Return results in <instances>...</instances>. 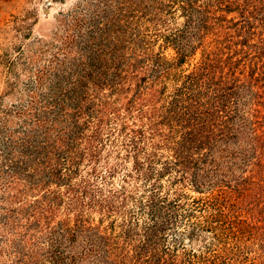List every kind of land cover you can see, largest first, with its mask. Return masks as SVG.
I'll return each instance as SVG.
<instances>
[{
	"label": "trees",
	"instance_id": "16d2710c",
	"mask_svg": "<svg viewBox=\"0 0 264 264\" xmlns=\"http://www.w3.org/2000/svg\"><path fill=\"white\" fill-rule=\"evenodd\" d=\"M102 1L109 17L83 22L88 33L78 56L57 53L30 121L0 122V181L19 200L2 218L16 262L245 264L242 243L251 228L232 194L196 200L182 187L229 194L241 185L227 145L239 90L253 80L239 70L241 54L254 53L262 65L264 0ZM249 7L240 23L227 19ZM249 17L262 30L257 46L249 43ZM145 23L155 28L157 53L147 35L143 47H132L130 27ZM198 48L206 58L183 75ZM217 69L225 71L217 76ZM125 193L140 194L137 212L123 220L142 230L134 245L123 227L113 236L111 225L95 227L89 218L93 210L102 221L114 216L115 201L132 197Z\"/></svg>",
	"mask_w": 264,
	"mask_h": 264
},
{
	"label": "rangeland",
	"instance_id": "374dc122",
	"mask_svg": "<svg viewBox=\"0 0 264 264\" xmlns=\"http://www.w3.org/2000/svg\"><path fill=\"white\" fill-rule=\"evenodd\" d=\"M103 4L105 2L102 0H0V122L9 126H18L24 119L30 121L34 113L32 106L40 101L43 93L46 92V86L49 83L47 75L52 68L56 67L54 58L57 53L59 59L63 54L70 58L80 54L83 39L88 33V30L83 28V22L88 20L93 22L96 17H109L108 13H104ZM239 11L240 9L236 13L229 14L227 19H233V23L236 24L240 23L251 8L244 10V14ZM176 18L178 22H183L181 14H176ZM248 26L250 28L246 32L250 39L249 43L257 46L255 42L259 41L262 30L250 17L245 27ZM154 29H151L149 23L141 27L139 25V28L131 26L129 33L134 41L132 47L134 49L143 47L140 37L147 35L150 36L154 45L152 51L157 53L160 42L157 41L154 44L156 34ZM243 34L240 33L237 40L243 39ZM233 35L238 37L235 33ZM71 38L80 41L73 45L74 48L67 46L70 44L67 41L69 42ZM63 45L67 47V51H70L69 55L63 51ZM164 55L167 59H171L175 56V52L169 47L164 51ZM254 55L252 53L246 57L245 54H241L243 62L239 70L244 71L247 79L252 74L253 80L239 90L237 119L233 126L232 139L234 140H230L227 145L235 152L236 156L233 160L238 163L236 170H232L238 183L241 184L238 191L229 194L215 193L216 191L199 193L185 185L182 187L184 191L182 194L196 200H207L216 196L227 197L232 194L231 199L237 204V208H240L238 214L241 219H247L251 228L249 235L242 243L243 247H246L244 259L248 260L245 264H264V57L261 65L255 60L252 61ZM205 58L206 52L202 54V49L198 48L192 58L181 66L183 75L192 74ZM221 70L217 69V76L221 74ZM255 79L258 81L256 82ZM26 109L30 111L24 113ZM245 159L250 161L245 163ZM128 166H131V161ZM247 178L250 180L243 182ZM114 181L115 185H118L116 178ZM14 194L10 193L0 181V264H20L16 262L15 251H13L15 248L12 241H9L11 233L8 227L2 224L3 214L10 210V207H17L19 200L13 198ZM27 194L30 195V193ZM103 195L109 196L108 193ZM139 195V193H125L124 196H129L130 199L123 203L117 199L114 208L116 207L118 212L103 221L100 220L101 214L97 210L91 211L89 218L92 219V225L95 227L111 225L112 229L108 234L116 236L123 227V220L127 219V213L137 212L135 203ZM22 196L21 199L24 200V194ZM133 226L128 228L126 225L121 232L126 231V236L131 238L129 244L132 245L137 244L138 232L142 231L139 227ZM196 245L197 243L195 248ZM26 247L28 248V243ZM67 250L71 251L70 248ZM39 256H41L40 250Z\"/></svg>",
	"mask_w": 264,
	"mask_h": 264
}]
</instances>
